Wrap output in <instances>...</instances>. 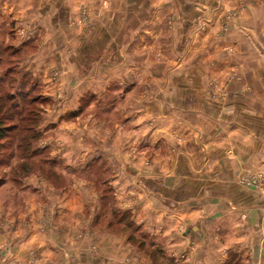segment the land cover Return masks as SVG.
I'll list each match as a JSON object with an SVG mask.
<instances>
[{"label":"crops","instance_id":"0c3cea01","mask_svg":"<svg viewBox=\"0 0 264 264\" xmlns=\"http://www.w3.org/2000/svg\"><path fill=\"white\" fill-rule=\"evenodd\" d=\"M101 1L0 0V44L9 43L20 51L19 65L41 79L39 87L49 102L57 92L62 95L61 106L50 112L46 122L54 123L55 135L67 145L84 131L85 114L89 113L88 123L101 119L106 124L116 94L125 101L137 95V82L128 77V71L138 78L139 71L151 69L150 100L159 115L156 124L138 123L144 116L137 104L129 108V114L124 105L126 117L114 123L108 139L101 135L97 122L90 124L87 133L93 147L100 145L96 148L100 158L91 164L100 162L111 169L124 204H131L128 199L136 201L135 194L145 197L131 204L135 219L145 232L164 235L165 251L174 264H225L233 257L243 264H264L259 238L242 242L250 232L264 230V193L241 186L236 177L241 168L264 173V89L256 90V85L264 87V14L252 22V9L260 12V3L249 0L241 18L248 25L243 38L247 52L259 56V67L253 76L250 72L252 88L238 100L231 98L230 109L223 102L213 111L208 109L207 97L187 83V0ZM145 54H153V61H145ZM102 66H111L112 79L99 87L90 83L85 89L82 79L94 81V71ZM177 72L184 76H176ZM128 80L135 81L132 87L120 86ZM116 87L120 88L115 94ZM179 90L182 94L176 96L173 92ZM195 116L201 119L198 125H193ZM146 128V134L140 135ZM69 129L70 136L65 134ZM192 134H200V140L196 136L191 141ZM148 149L156 151L151 159L144 157L143 150ZM115 151L119 152L116 157ZM57 156L63 162L67 159L64 152ZM145 204L151 207L145 210ZM12 213L7 217L12 232L0 234V245L11 243L19 260L34 243L40 253L56 255L57 243L65 242L68 252L75 254L74 264H81L80 260L152 264L143 253L134 258L121 248L80 258L78 250L84 243L79 238L75 241L68 234L59 240L42 238L34 229H23L19 212ZM184 224L187 233H180ZM223 235L226 240H221ZM217 246L223 247L219 256L213 255Z\"/></svg>","mask_w":264,"mask_h":264},{"label":"rangeland","instance_id":"374dc122","mask_svg":"<svg viewBox=\"0 0 264 264\" xmlns=\"http://www.w3.org/2000/svg\"><path fill=\"white\" fill-rule=\"evenodd\" d=\"M248 7L249 0H187V83L202 97L204 95L207 97L209 110L214 111L216 106L223 102L230 109L232 103L228 102L232 100L231 98L238 100L242 94L245 96L252 88L249 85L250 72L252 70L253 76L259 67V56L257 53L248 54L247 40L243 39L247 36L248 25L242 22L241 18ZM144 59L151 62L154 55L145 54ZM179 59L181 56L176 58V62H179ZM128 72V77L134 78L132 80L137 82V95L131 96L127 101L119 99L120 87H116L115 94H119H116L110 104L111 119H106V124L101 119L100 121L92 119L88 123L89 113L85 114V119L82 121L83 124L85 123L84 131L77 135L81 139L87 138L92 141L89 132L87 133V127L90 124L94 125L95 122L98 123L101 135H105L108 139L111 129H115L114 123L118 120L121 123L126 117V114L122 113L125 104L128 107V114L131 112L129 108L133 105L141 106L139 108L141 114L149 117L148 119L143 117L144 120L140 118L146 127L156 124L159 115L153 112L156 107L150 100L153 98L150 85L153 71L151 69L139 71L138 78L133 71ZM177 73L176 76L181 75L182 72ZM33 75L40 84L41 79ZM183 76L184 72L181 77ZM263 89L262 85H256L257 91L263 92ZM173 93L176 96L179 95L178 93L182 94L180 90L176 91L177 94ZM35 94H40L41 99L28 108L29 112L26 115L30 117L32 112L31 120L28 117L22 121L13 119L18 124V129L12 132L10 139V143L13 144L10 146L7 143L9 140H4L6 146L0 149V234H11L7 217L15 214L12 212H19L16 214L20 215L21 227L26 231L34 229L33 231L38 232L42 238L59 240L66 234L75 241L79 238V242L84 243L82 244L84 246L78 250L80 258L83 255L87 259L103 256L106 251L121 248L134 258L141 257L143 253V257L149 259L152 264H174L173 259L165 251L164 235L161 232L156 234L145 232L135 219L132 206L123 210L117 207V204L125 202L119 196L108 166L98 162L82 169H73L58 158L57 155L64 152L62 146L65 144H62V137L55 135L53 129L55 125L54 127L52 125L54 123L46 122V119L50 112L56 111L61 106L62 101L59 98L62 95L57 92L49 102L40 87ZM236 106L238 108V103ZM84 108L83 103L80 110L83 111ZM70 116L71 114L65 118L70 120ZM195 118L193 125L195 123L198 125L201 119L197 116ZM20 132L21 135L26 133V139L22 140L26 145L25 148L23 145L17 149L16 143L21 140L20 135L17 134ZM65 134L70 136L72 132L69 129ZM196 136L200 140V134H192L193 139L187 138V142L191 139L195 141ZM73 139H69L68 144ZM180 142L183 143V140L180 139ZM155 152L154 149L143 150L144 157L149 159L153 158ZM164 153L160 151L161 155ZM116 154L118 155L119 152L112 153L115 157ZM167 154L168 150L166 156ZM129 169L132 168L129 166ZM73 177L87 181L88 184L74 186L76 180ZM236 177L241 186L264 193L263 172L253 173L248 168H241L236 173ZM142 181L144 182L143 179ZM93 191L97 194L95 199L98 204L103 207L102 211H95L92 206ZM133 201L128 199V202L134 205ZM28 207L31 208L32 213L29 212ZM24 211L26 212L23 213ZM77 220L79 223H76ZM185 225L187 224L182 225L180 233L183 231L187 233ZM193 226L196 225H192V228ZM17 235H20L18 231ZM221 240H226L224 235ZM34 244L26 248V257L19 260L12 251V244L5 242L0 245V264H74L72 256L75 254L68 252L65 242L63 245L57 243L56 255L40 253ZM80 261L81 264L87 263L85 260ZM100 263L103 264L102 261ZM225 264H243V262L233 257Z\"/></svg>","mask_w":264,"mask_h":264},{"label":"trees","instance_id":"16d2710c","mask_svg":"<svg viewBox=\"0 0 264 264\" xmlns=\"http://www.w3.org/2000/svg\"><path fill=\"white\" fill-rule=\"evenodd\" d=\"M20 51L11 44H0V149H4L6 143L4 140H9L10 145L12 132L18 129V124L13 119L19 121L28 119L31 120L33 113L30 112V117L26 115L28 108L32 104L41 99L40 94H35L39 87V83L34 75L24 70L20 65ZM6 82V83H5ZM31 111V110H30ZM26 128V127H23ZM21 130V129H20ZM24 129H22L23 131ZM20 135L19 146L25 148L24 138L26 133ZM26 139V138H25ZM13 144V143H12ZM11 144V145H12ZM7 145V147H8ZM10 145V146H11ZM9 146V147H10Z\"/></svg>","mask_w":264,"mask_h":264},{"label":"clouds","instance_id":"9594fccd","mask_svg":"<svg viewBox=\"0 0 264 264\" xmlns=\"http://www.w3.org/2000/svg\"><path fill=\"white\" fill-rule=\"evenodd\" d=\"M258 2L260 3L261 11L258 12L257 9H252L253 24L255 23L256 20H259L261 18L262 14H264V0H258ZM93 76L95 77L94 81L88 78L82 79L81 82L83 83L85 89L88 88L90 83L92 84L93 87H99L100 85L107 83L108 80L112 79L113 73L111 71V66L100 67L99 69L94 71ZM133 84H134V81L132 80L120 82V86L126 87V88L132 87ZM65 99L67 100V97ZM148 118L149 117H144V119H148ZM142 122L143 121H138V123H142ZM148 130L149 129L146 128L143 133H140V135L146 134ZM98 147H100V145H96V148ZM62 148L67 157L65 163L71 166V168L73 169H77V168L82 169L86 167L87 165L93 163L95 159L100 158V153L96 151V148L93 147L92 141H90L87 138L81 139L80 136L74 137L73 141L70 144L64 145L62 146ZM73 179L76 180V184L74 186H83V185L88 184L87 181L79 180V179H76L75 177H73ZM96 195L97 194L93 191L92 192V197H93L92 206L95 211L99 212L103 210V207L102 205H99L97 200L95 199ZM135 195H137V199L136 201H134L135 203H140L141 201L145 199L144 196H139L138 194H135ZM131 206H132L131 204H117V207L120 208L121 210H123L124 208H130ZM144 207H145V210H147L148 208L151 207V205L145 204ZM198 218L200 217L199 216L194 217L193 220L198 219ZM261 237H264V230H261L259 234L250 232L248 236H245L243 238L242 242L249 243L250 241L259 238V243L261 244L262 247H264V238H261ZM222 253H223V247L217 246L213 249V255L219 256V254H222ZM212 264H214V262H212Z\"/></svg>","mask_w":264,"mask_h":264},{"label":"built area","instance_id":"2783aa9c","mask_svg":"<svg viewBox=\"0 0 264 264\" xmlns=\"http://www.w3.org/2000/svg\"><path fill=\"white\" fill-rule=\"evenodd\" d=\"M260 186H261V185H260ZM262 188H263V190H264V184H263Z\"/></svg>","mask_w":264,"mask_h":264}]
</instances>
